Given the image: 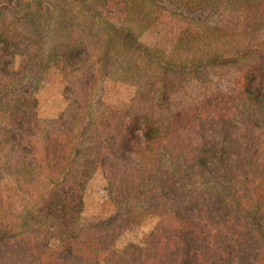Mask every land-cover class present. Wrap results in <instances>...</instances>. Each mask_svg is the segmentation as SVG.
I'll return each mask as SVG.
<instances>
[{
	"label": "trees",
	"instance_id": "trees-1",
	"mask_svg": "<svg viewBox=\"0 0 264 264\" xmlns=\"http://www.w3.org/2000/svg\"><path fill=\"white\" fill-rule=\"evenodd\" d=\"M97 168L114 210L86 221ZM0 264H264V0H0Z\"/></svg>",
	"mask_w": 264,
	"mask_h": 264
},
{
	"label": "rangeland",
	"instance_id": "rangeland-1",
	"mask_svg": "<svg viewBox=\"0 0 264 264\" xmlns=\"http://www.w3.org/2000/svg\"><path fill=\"white\" fill-rule=\"evenodd\" d=\"M172 18L181 20L180 16H173L170 13L166 15L165 20L169 21ZM153 37V32L144 34V38L148 41H152ZM43 77V82L34 92V97L37 101V114L40 119H55L66 110L69 103L68 98L64 96L65 82L60 71L55 67L49 69ZM102 81L96 90L94 98L110 104L113 109L119 112H124L135 94V88L115 79ZM105 189V178L103 173L97 168L86 183L84 194L85 210L83 213L86 221L97 218L104 219L113 213L114 208L106 198ZM156 221L157 219L154 217H147L139 227L126 231L117 242L116 248L121 249L127 243L140 245Z\"/></svg>",
	"mask_w": 264,
	"mask_h": 264
}]
</instances>
